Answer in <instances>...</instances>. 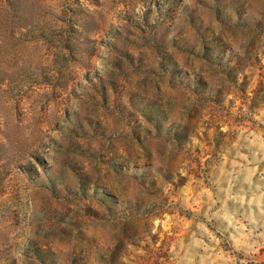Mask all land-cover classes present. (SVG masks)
<instances>
[{
  "label": "rangeland",
  "instance_id": "374dc122",
  "mask_svg": "<svg viewBox=\"0 0 264 264\" xmlns=\"http://www.w3.org/2000/svg\"><path fill=\"white\" fill-rule=\"evenodd\" d=\"M0 264H264V0H0Z\"/></svg>",
  "mask_w": 264,
  "mask_h": 264
}]
</instances>
